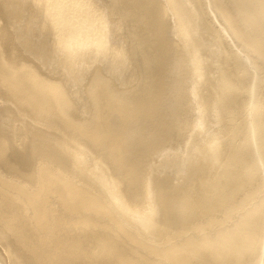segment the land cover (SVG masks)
I'll use <instances>...</instances> for the list:
<instances>
[{
	"label": "bare ground",
	"instance_id": "bare-ground-1",
	"mask_svg": "<svg viewBox=\"0 0 264 264\" xmlns=\"http://www.w3.org/2000/svg\"><path fill=\"white\" fill-rule=\"evenodd\" d=\"M0 264H264V0H0Z\"/></svg>",
	"mask_w": 264,
	"mask_h": 264
}]
</instances>
